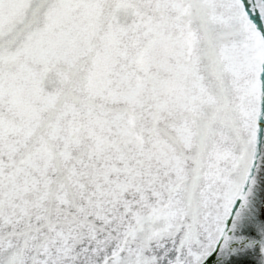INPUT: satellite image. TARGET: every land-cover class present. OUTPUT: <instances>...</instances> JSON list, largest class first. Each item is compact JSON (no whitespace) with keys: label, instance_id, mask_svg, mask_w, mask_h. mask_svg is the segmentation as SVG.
Here are the masks:
<instances>
[{"label":"snow or ice","instance_id":"1","mask_svg":"<svg viewBox=\"0 0 264 264\" xmlns=\"http://www.w3.org/2000/svg\"><path fill=\"white\" fill-rule=\"evenodd\" d=\"M0 264H264V0H0Z\"/></svg>","mask_w":264,"mask_h":264}]
</instances>
